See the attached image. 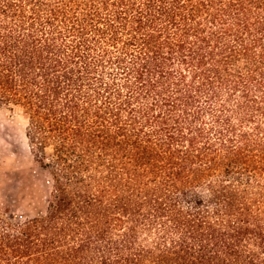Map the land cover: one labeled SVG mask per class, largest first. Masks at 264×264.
Wrapping results in <instances>:
<instances>
[{
	"label": "trees",
	"instance_id": "obj_1",
	"mask_svg": "<svg viewBox=\"0 0 264 264\" xmlns=\"http://www.w3.org/2000/svg\"><path fill=\"white\" fill-rule=\"evenodd\" d=\"M43 214L0 264H264V0H0V107Z\"/></svg>",
	"mask_w": 264,
	"mask_h": 264
},
{
	"label": "rangeland",
	"instance_id": "obj_2",
	"mask_svg": "<svg viewBox=\"0 0 264 264\" xmlns=\"http://www.w3.org/2000/svg\"><path fill=\"white\" fill-rule=\"evenodd\" d=\"M26 123L21 108L0 107V214L14 220L43 214L52 188L48 170L30 151Z\"/></svg>",
	"mask_w": 264,
	"mask_h": 264
}]
</instances>
